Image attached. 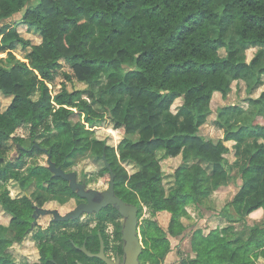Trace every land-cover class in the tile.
<instances>
[{
	"label": "trees",
	"instance_id": "obj_1",
	"mask_svg": "<svg viewBox=\"0 0 264 264\" xmlns=\"http://www.w3.org/2000/svg\"><path fill=\"white\" fill-rule=\"evenodd\" d=\"M16 13L21 17L15 21L35 27L39 40L25 37L15 26L12 36L0 41V51L8 49L11 59L5 64L4 57L0 58V91L10 98L4 108L0 102V188L3 180L25 179L18 161L8 159L4 147L10 139L24 141L16 130L26 124L32 147L25 153L47 148L57 165L66 169L71 152L90 149L94 160L103 163L95 174L83 171L84 177L110 179L105 153L117 193L139 210L144 202L153 215L168 211L167 233L173 237L183 234L188 229L184 221L190 214L188 205H203L229 184L225 179L234 168L227 157L230 147L223 138L215 141L203 135L199 126L211 112L215 92L226 94L232 79L246 74L259 78L264 72V0H0V19ZM225 13L229 21L237 22L236 32L244 45L260 47L250 62L222 35L228 29L221 25ZM116 16L126 24L120 26ZM8 26L0 27V34ZM213 26L220 33L212 35ZM19 47L28 48L23 59L14 53ZM61 59L68 61L78 80L88 84L87 89L63 87L52 94L46 81L55 78ZM125 66L134 68L137 82L124 83ZM123 84L129 100L123 117L115 122L125 135L118 144L119 161L114 143L96 136L91 127L104 119L94 105L104 104L98 92L123 89ZM38 90L39 97L33 98ZM178 97L183 99L180 110L185 117L181 127L177 122L172 125L174 134L180 132L176 137L165 134L161 124L164 112ZM250 104L257 108L255 114L243 112L240 105L221 111L238 114L239 125L226 133L227 139L236 140L238 154L252 146L238 168L242 185L219 211L236 223L208 231L196 227L190 239L192 255L182 264H264V226L247 222L250 213L264 209V141L259 142L264 140V124L250 119L264 114V90ZM133 133L141 137L132 139ZM178 156L180 162L167 175L163 161ZM49 171L45 165L31 170L30 177L41 178L37 183L43 194L77 196L62 177L51 171L45 176ZM40 197H12L8 190L0 191V205L10 215L8 224L0 223V245L30 227ZM232 205L239 216L230 210ZM141 233L146 244L144 258L160 264L171 248L170 238L154 219L141 223Z\"/></svg>",
	"mask_w": 264,
	"mask_h": 264
},
{
	"label": "rangeland",
	"instance_id": "obj_2",
	"mask_svg": "<svg viewBox=\"0 0 264 264\" xmlns=\"http://www.w3.org/2000/svg\"><path fill=\"white\" fill-rule=\"evenodd\" d=\"M20 17L21 13H16L11 17L0 19V27L5 24H9L7 29H5L4 32L0 34L1 42H5L12 36V30L15 26L17 27V30L21 32L25 37L31 38L32 41L39 40V36L37 34V31L35 30V27H29L25 24L17 23L15 21L20 20ZM228 17L229 15H227V13H225L223 16L221 25L226 26L228 29L222 32V35H224L225 39L228 41L229 45L232 48H239V54L242 59L250 62L255 52L259 50L260 47L244 45L238 38V34L236 32L237 22L229 21ZM116 18L117 23L120 26L126 24V21L120 16H116ZM210 33L212 35H217L218 33H220V29L216 26H213L210 30ZM26 50H28V48L19 47L16 51H14V53L17 58L23 59V55ZM8 53V49L0 51V58L4 57L5 64L11 63V59L9 58ZM222 53H224L223 50ZM124 72H126V80L124 83H127L129 81H138V76L136 71H134V68L125 66L123 73ZM67 74H69L70 77H68ZM249 75L250 74H246L239 77L238 79H232L230 89L226 94H223L221 92L214 93L213 98L210 102L211 112L206 115L205 120L202 121L199 126L200 132L203 135H205L206 137H210L215 141L220 138L228 140L226 134L227 131L231 128H236L239 125L240 121L238 119L239 117H237L238 114L232 112L231 110L229 111V114H221L222 108L225 106L240 105L243 112L252 110L255 114L257 108H254L250 104V99L252 97H257L264 90V72L260 73L259 78ZM46 82L53 95L59 92L63 87H66L70 91H73L75 89L84 90L88 88V84L86 82L80 81L76 78V76L74 75V70L70 67V64L65 59H61V66L55 70V78L51 81ZM124 88L125 85L123 84V89L98 92L101 99H103L104 104L95 103L94 105L97 109L104 113V119L100 122H97V125L91 127L95 129L96 136L107 138L114 143L119 161L120 154L118 144L125 135L120 130L116 129L115 122L117 119L123 117L126 103L129 100V95ZM95 89L97 90V88ZM39 95L40 91L38 90L34 93L33 98H38ZM84 97H87L86 93H84ZM0 102L2 108L6 107V105L10 102V98L5 96L1 91ZM181 104L182 99L177 98L172 104L171 108L164 112L162 116L163 120L161 128L164 129L165 134H174L173 126L176 125L175 122H177L178 127H181L185 117V114H183L180 110ZM78 118L79 117L77 116L75 119ZM250 119H253L254 122L264 124V114L258 113L255 118L253 117ZM16 134L23 137L24 141L22 143H16L12 139L6 141L4 151L8 159L18 161V167L21 170L22 177H24L25 179L17 180L11 178L9 180H3L1 182L0 191L8 190L12 197H21L26 194L34 199L39 195L41 196L39 202L35 201L38 206L57 208L62 213H65L74 208L76 205V201H78V196L72 195L71 197L69 195L66 196V194H56L52 192L43 194L42 191L44 190L42 189V187H40L39 183H37V180L41 178L36 175L30 177L33 167L38 165H45L48 167V157L45 152L35 149L32 154H29L27 152L25 153L27 149H31L32 147L30 126L26 124L21 125L16 130ZM175 134L176 137H178L180 132H176ZM130 137L136 140L141 136L139 133H133L130 135ZM262 141H264L263 138H260L259 142ZM226 143L231 147V150L227 155L228 160L230 162L237 160L239 162L238 165L242 163L243 159H246L248 151L252 147L251 146L250 148H248V151H243L241 154H238L236 149V140H229ZM69 149V146H64L65 151H69ZM92 154L93 152L90 149L71 152L67 157V161L65 162L66 170L77 171L79 179L81 177H84L83 171L87 173L92 172L93 174H95L102 167L103 161H95L92 157ZM171 159L172 160L163 161V169L167 175H170L169 173H172L175 165L180 162L181 157L178 156ZM124 164L128 169H131L130 164ZM50 174V171L46 172L45 176H49ZM167 175L165 181L169 182V180H167L169 178ZM88 179L89 187L103 189L106 188L109 184V179H105L102 176H94L93 178L89 176ZM243 180L244 178L242 174L238 172V168H232L231 170H229V176H227V178L225 179V181H227L229 184L222 186L217 191H215L210 201L204 202L203 205L199 206H197L195 203H190L187 207L190 214L187 218H184L185 223L188 225V229L183 234L176 237H173L167 233L168 224L170 221V213L168 211H161L156 215H153L148 206L145 205L144 202H142L143 209L140 210V222H145L147 219H154L171 241V248L160 264H182L181 261L183 259L191 257L192 249L190 239L192 232L196 227H203L206 231H208L211 228H215L217 226H226L236 223L222 216L219 211L225 204H227V202L233 199L235 193L242 185ZM210 207L212 208L210 209ZM230 210L234 213L235 216H239L233 205L230 206ZM51 216V214L41 215L38 219L41 226L49 225ZM9 221L10 215L6 213L0 205V223L8 224ZM247 222L251 225L259 224L261 226H264V209H258L250 213L247 216ZM240 224L241 223L237 222L236 226L240 228ZM29 240L30 238L27 239L26 242H28ZM23 247L28 248L29 246L26 245L21 247L19 245H15L14 247H10L9 250L12 254V257H23L25 255V250L23 249ZM7 254L8 244L0 245V257H7Z\"/></svg>",
	"mask_w": 264,
	"mask_h": 264
},
{
	"label": "flooded vegetation",
	"instance_id": "obj_3",
	"mask_svg": "<svg viewBox=\"0 0 264 264\" xmlns=\"http://www.w3.org/2000/svg\"><path fill=\"white\" fill-rule=\"evenodd\" d=\"M87 178L78 177V180L85 182L87 188H90ZM109 187L110 179L106 188L95 189L104 191ZM115 192L120 196L116 188ZM77 196L79 198L76 205L87 200L78 194ZM34 213L35 209L30 227L22 235L12 236V241L8 242L7 257H0V264H151L144 258L146 244L141 233L140 210L137 234L142 249L139 253L126 247L123 232L125 218L113 204L100 211H84L80 216L69 220H55L51 214L50 224L47 226H41L38 221L42 214L35 217ZM11 235L8 232V236ZM15 245L29 246L23 247V257H12L9 248Z\"/></svg>",
	"mask_w": 264,
	"mask_h": 264
},
{
	"label": "water",
	"instance_id": "obj_4",
	"mask_svg": "<svg viewBox=\"0 0 264 264\" xmlns=\"http://www.w3.org/2000/svg\"><path fill=\"white\" fill-rule=\"evenodd\" d=\"M36 146L41 147L38 143H36ZM42 149L47 154L48 168L53 173V175L60 176L68 181L72 190L76 191L80 197L86 198L87 200L80 202L73 209L67 211L66 213H62L57 208H47L35 205V217L40 214H53L55 220H69L71 218L80 216V214L84 211H100L109 204H113L124 215L125 218L123 232L124 238L126 239V247L128 250H135V253H139L142 249L137 234L139 207L132 202L124 200L122 197L116 194L115 174L106 157V154H103V160L111 172L110 187L107 190L99 191L92 187L87 188L85 182L78 180V174L76 171H67L61 165H57V163L52 159L51 152H48L47 148L43 147Z\"/></svg>",
	"mask_w": 264,
	"mask_h": 264
},
{
	"label": "crops",
	"instance_id": "obj_5",
	"mask_svg": "<svg viewBox=\"0 0 264 264\" xmlns=\"http://www.w3.org/2000/svg\"><path fill=\"white\" fill-rule=\"evenodd\" d=\"M218 92V91H217ZM178 98H181V97H178ZM182 99V98H181ZM182 102H183V99H182ZM182 105V104H181ZM229 140H233V139H228V140H225V143L227 142V141H229ZM234 143H235V141H234ZM227 144V143H226ZM229 146V145H228ZM230 147V146H229ZM231 148V147H230ZM231 150V149H230ZM230 162V161H229ZM230 164L231 165H233L234 166V168L235 169H237V168H239V165H237L236 164V161H232V162H230ZM260 209H262V208H260Z\"/></svg>",
	"mask_w": 264,
	"mask_h": 264
}]
</instances>
